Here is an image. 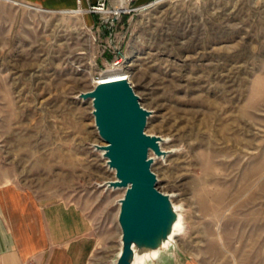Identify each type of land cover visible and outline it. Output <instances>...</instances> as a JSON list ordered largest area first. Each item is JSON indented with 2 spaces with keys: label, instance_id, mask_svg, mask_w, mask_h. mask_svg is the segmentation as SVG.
<instances>
[{
  "label": "rangeland",
  "instance_id": "374dc122",
  "mask_svg": "<svg viewBox=\"0 0 264 264\" xmlns=\"http://www.w3.org/2000/svg\"><path fill=\"white\" fill-rule=\"evenodd\" d=\"M59 10L0 0V184L75 205L88 264H111L123 189L102 185L114 172L78 94L124 75L167 151L149 153L156 187L182 215L155 264H264V0H127L112 24Z\"/></svg>",
  "mask_w": 264,
  "mask_h": 264
},
{
  "label": "water",
  "instance_id": "95a60500",
  "mask_svg": "<svg viewBox=\"0 0 264 264\" xmlns=\"http://www.w3.org/2000/svg\"><path fill=\"white\" fill-rule=\"evenodd\" d=\"M116 20L112 16L109 24ZM78 97L90 100L97 134L95 144L114 178L102 185L123 189L118 204L119 248L111 264H155L161 254L174 249L182 228L179 206L171 194L156 187L151 165L154 157H165L163 138L145 132L151 111L144 108L127 77L97 81Z\"/></svg>",
  "mask_w": 264,
  "mask_h": 264
},
{
  "label": "crops",
  "instance_id": "0c3cea01",
  "mask_svg": "<svg viewBox=\"0 0 264 264\" xmlns=\"http://www.w3.org/2000/svg\"><path fill=\"white\" fill-rule=\"evenodd\" d=\"M20 1L59 11L79 10L87 23L94 22L89 8L96 0ZM95 244L91 220L75 205L15 184H0V264H88Z\"/></svg>",
  "mask_w": 264,
  "mask_h": 264
},
{
  "label": "built area",
  "instance_id": "2783aa9c",
  "mask_svg": "<svg viewBox=\"0 0 264 264\" xmlns=\"http://www.w3.org/2000/svg\"><path fill=\"white\" fill-rule=\"evenodd\" d=\"M108 3H109V0H96V3L95 5H92L90 8H89V11L91 12H97V13H100L102 15H105L109 18H111L112 16H118V14L121 12H117V11H114V6L113 7H109L108 6ZM25 264H34L32 262H28V263H25Z\"/></svg>",
  "mask_w": 264,
  "mask_h": 264
},
{
  "label": "bare ground",
  "instance_id": "6f19581e",
  "mask_svg": "<svg viewBox=\"0 0 264 264\" xmlns=\"http://www.w3.org/2000/svg\"><path fill=\"white\" fill-rule=\"evenodd\" d=\"M127 9V0H120V2L114 6V11H124ZM75 13V12H79V10H75V11H63V13ZM121 77H125L124 75H113V76H106V77H102L100 80L101 81H106V80H112V79H117V78H121ZM99 80V81H100ZM201 160V158H199ZM205 159V158H204ZM210 174V173H209ZM210 176V175H209ZM209 191V190H208ZM215 192V191H214ZM211 195V194H210ZM219 199V198H218ZM218 201V200H217ZM220 201V200H219ZM218 201V202H219ZM214 204V203H213ZM216 209V208H215ZM214 209V210H215Z\"/></svg>",
  "mask_w": 264,
  "mask_h": 264
}]
</instances>
